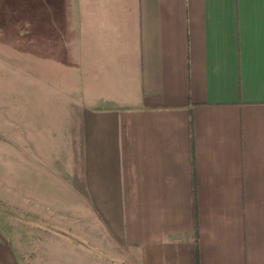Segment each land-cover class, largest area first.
I'll use <instances>...</instances> for the list:
<instances>
[{
  "label": "crops",
  "instance_id": "crops-1",
  "mask_svg": "<svg viewBox=\"0 0 264 264\" xmlns=\"http://www.w3.org/2000/svg\"><path fill=\"white\" fill-rule=\"evenodd\" d=\"M72 9L49 56L43 8L42 58L97 108L72 180L91 234L131 264H264V0Z\"/></svg>",
  "mask_w": 264,
  "mask_h": 264
},
{
  "label": "rangeland",
  "instance_id": "rangeland-1",
  "mask_svg": "<svg viewBox=\"0 0 264 264\" xmlns=\"http://www.w3.org/2000/svg\"><path fill=\"white\" fill-rule=\"evenodd\" d=\"M72 4L0 0V264L132 263L100 225L91 234L88 199L72 182L81 130L97 108L73 69L42 58L43 8L50 56L53 27L64 41L74 29Z\"/></svg>",
  "mask_w": 264,
  "mask_h": 264
}]
</instances>
